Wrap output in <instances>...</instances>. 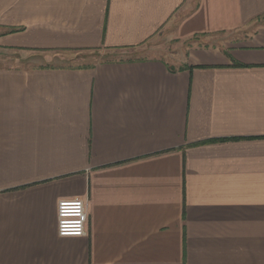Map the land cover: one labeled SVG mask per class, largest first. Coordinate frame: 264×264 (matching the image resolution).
<instances>
[{
  "label": "crops",
  "instance_id": "crops-1",
  "mask_svg": "<svg viewBox=\"0 0 264 264\" xmlns=\"http://www.w3.org/2000/svg\"><path fill=\"white\" fill-rule=\"evenodd\" d=\"M0 264H264V0H0Z\"/></svg>",
  "mask_w": 264,
  "mask_h": 264
},
{
  "label": "rangeland",
  "instance_id": "rangeland-1",
  "mask_svg": "<svg viewBox=\"0 0 264 264\" xmlns=\"http://www.w3.org/2000/svg\"><path fill=\"white\" fill-rule=\"evenodd\" d=\"M176 39L168 29H162L152 39L139 48L123 50L101 49L97 51H86L80 53H68L60 58L67 65H91L92 63L107 59H141L166 56L176 51Z\"/></svg>",
  "mask_w": 264,
  "mask_h": 264
},
{
  "label": "built area",
  "instance_id": "built-area-1",
  "mask_svg": "<svg viewBox=\"0 0 264 264\" xmlns=\"http://www.w3.org/2000/svg\"><path fill=\"white\" fill-rule=\"evenodd\" d=\"M57 217L60 236H82L86 234L89 220L88 201L84 198L60 200Z\"/></svg>",
  "mask_w": 264,
  "mask_h": 264
}]
</instances>
